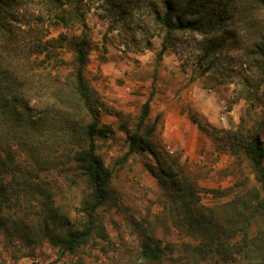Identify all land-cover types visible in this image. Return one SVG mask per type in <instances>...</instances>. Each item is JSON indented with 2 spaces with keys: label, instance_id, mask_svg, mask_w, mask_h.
<instances>
[{
  "label": "rangeland",
  "instance_id": "obj_1",
  "mask_svg": "<svg viewBox=\"0 0 264 264\" xmlns=\"http://www.w3.org/2000/svg\"><path fill=\"white\" fill-rule=\"evenodd\" d=\"M236 3L237 13L226 26L234 40L207 59L205 38L188 32L177 33L159 57L164 37L155 21L159 0L81 4L91 39L86 75L104 102L102 120L114 131L99 142V153L114 173L107 202L97 215L120 237V247H131L133 264L250 263L237 254L225 261L195 250L199 242L173 227L164 209L166 198L145 167L149 159L133 154L125 161L129 146L121 129L122 124L134 127L155 87L152 118L163 116L156 145L177 161L176 171L198 191L201 203L218 207V217H226L230 201L253 186L254 174L244 157L222 145L235 134L259 133L264 141V73L250 51L264 33V6L254 0ZM56 12L48 0H0V65L22 83L34 110L54 103L52 92L45 89L48 73L59 71L51 64L46 70L39 67L37 62L45 56L37 54V45L83 30L79 23L56 24ZM60 55L67 61L59 71L64 79L72 54L64 47ZM0 111V258L28 256L34 264H56L62 257L53 239L66 237L78 226L80 204L91 191L72 159L73 144L61 143L59 128L39 138L38 132H25L20 122ZM189 113L203 115L223 141L201 135L198 128L192 137ZM144 233L166 245L161 263L141 255L139 239ZM93 247L81 252L90 254ZM251 256V264H259V256Z\"/></svg>",
  "mask_w": 264,
  "mask_h": 264
},
{
  "label": "trees",
  "instance_id": "obj_2",
  "mask_svg": "<svg viewBox=\"0 0 264 264\" xmlns=\"http://www.w3.org/2000/svg\"><path fill=\"white\" fill-rule=\"evenodd\" d=\"M48 1L57 10L56 24L68 27L79 23L83 30L74 37L61 34L46 42L41 41L37 45V54L44 55L45 58L37 64L42 70H46L47 64H51L52 69L60 71L67 65L60 50L67 47L72 54L70 72L64 79L59 71L55 75L48 73L50 84L45 90L49 94L52 92L54 103L34 110L30 107V100L22 83L19 84L0 65V110L2 116H9L20 122L25 132H38L40 138L59 128L61 143L73 144L72 159L76 168L85 176L91 192L80 204L79 212L82 217L78 226L70 230L66 237L53 239L54 245L59 247V257H62L81 253L87 246L95 247L111 242L109 231L98 218L97 212L107 202L114 173L113 168L107 166L99 153V142L114 131L103 122L101 114L105 109L104 102L100 94L91 87L86 75L91 39L87 33L85 16L81 12V4L85 0ZM254 1L264 6V0ZM154 13L155 21L164 34L160 58L170 49L169 44L177 33L188 32L203 36L206 41L203 48L205 59L216 56L235 38V34L226 26L231 14L237 13L236 0H159V7ZM250 51L264 73V33L258 34ZM154 94L155 87L142 104L134 127L121 125L129 146L125 161L133 154L149 159L145 167L156 178L166 198L164 209L169 211L173 227L199 242L196 251L225 261L237 254L243 260H248L249 264L252 263L251 255L256 254L259 256V264H264V141L261 135L252 133L240 137L235 134L227 137V141L223 143V148L249 162L254 174V184L250 190L238 194L230 201L228 205L232 210H227L226 217H218L219 208L205 207L194 186L176 171L177 161L156 145L154 137L163 116L159 113L152 118L151 101ZM189 119L201 135L223 141L215 135V127L203 115L189 113ZM137 226L142 227L141 224ZM237 237L240 240L234 241ZM139 243L140 253L148 261L161 263L165 260L167 247L162 241H155L144 233ZM74 264L83 263L77 261Z\"/></svg>",
  "mask_w": 264,
  "mask_h": 264
},
{
  "label": "crops",
  "instance_id": "obj_3",
  "mask_svg": "<svg viewBox=\"0 0 264 264\" xmlns=\"http://www.w3.org/2000/svg\"><path fill=\"white\" fill-rule=\"evenodd\" d=\"M190 126L192 132L194 131L193 132L194 134L191 133V136L192 137L197 136L195 135L197 134L196 131L197 127H195L196 125L192 124ZM181 130L183 134V129ZM107 229L110 234V239H111L110 244L102 243L101 245L93 247L92 249H90L93 255H91V252L90 254L81 252L75 255H66V256L64 255L62 256V258L57 260L56 264H71L69 262L76 263L77 261H81L83 264H133L134 262L130 261L129 258L130 257L129 255L132 253L131 247L129 246L120 247V243H119L120 237L114 234L113 232H110L109 228ZM115 246L119 248H115ZM0 264H34V263L31 261V259L28 256H23L19 259H13L12 256H10V258L7 257L0 258Z\"/></svg>",
  "mask_w": 264,
  "mask_h": 264
}]
</instances>
